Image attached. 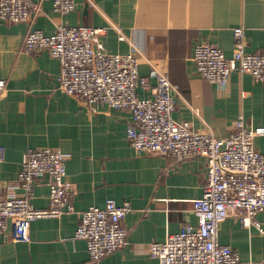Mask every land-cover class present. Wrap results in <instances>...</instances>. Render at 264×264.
Returning <instances> with one entry per match:
<instances>
[{"label": "crops", "instance_id": "obj_1", "mask_svg": "<svg viewBox=\"0 0 264 264\" xmlns=\"http://www.w3.org/2000/svg\"><path fill=\"white\" fill-rule=\"evenodd\" d=\"M62 24L104 28L94 43L108 54H127L137 46L140 74L148 77L159 64L178 91L174 119L224 139L241 113L248 125L264 126V82L235 71L222 91L197 73L194 49L209 42L232 56L233 30L243 27L245 51L264 54V0H76L68 15L55 13L52 0H41L32 25L0 20V81L6 87L0 96V184L17 181L27 151L60 149L71 155L65 180L74 189L76 210L32 222L28 241L0 236V264H160L148 245L197 224L193 202L203 196L207 161L137 156L126 134L129 111L101 107L95 113L59 89V61L46 50L26 54L22 44L31 28L50 35ZM155 84L149 80L139 96L152 97ZM255 149L264 153V136L255 139ZM34 191L33 205L48 208L46 182L38 181ZM13 193L24 196L22 189ZM108 199L132 207L124 219L127 244L93 262L86 242L75 238L78 213L103 207ZM257 220L264 224V211ZM218 240L232 246L242 264H264V235L242 226L237 216L220 225Z\"/></svg>", "mask_w": 264, "mask_h": 264}, {"label": "built area", "instance_id": "obj_2", "mask_svg": "<svg viewBox=\"0 0 264 264\" xmlns=\"http://www.w3.org/2000/svg\"><path fill=\"white\" fill-rule=\"evenodd\" d=\"M53 11L68 15L75 11L76 0H52ZM93 5V4H91ZM41 12V0H0V20L7 24H33ZM32 27V26H31ZM125 40L121 28L114 27ZM104 28L59 25L50 35L31 28L25 35L22 51L34 54L46 50L60 63L58 88L86 104L93 112L101 107L111 111L127 110L131 121L127 138L137 156L152 155L186 161L202 157L207 161V183L203 196L194 200L195 226L183 225L163 242L151 243L148 251L160 264H242L238 252L219 243L220 225L231 215L242 226L256 228L264 235V224L257 216L264 211V153L255 149V139L264 136V126L248 125L244 114L224 139L213 132L195 130L188 122L174 119L175 93L170 76L155 64L149 76L139 72V48L127 54H108L95 46ZM234 50L226 56L216 45L205 42L194 49L197 73L204 80L227 91L232 72L249 73L255 82H264V54L245 51L243 27L233 30ZM155 79L152 97L139 96ZM6 93L0 81V96ZM245 94V93H243ZM68 152L41 148L27 151L17 181L0 184V236L28 241L29 225L42 218H60L75 213L74 189L66 182ZM49 188V207L38 209L32 203L38 181ZM17 189L24 196H16ZM6 191V197H4ZM130 203L117 204L108 199L103 207L91 206L79 212L75 238L84 240L89 258L98 262L127 244L124 219Z\"/></svg>", "mask_w": 264, "mask_h": 264}]
</instances>
